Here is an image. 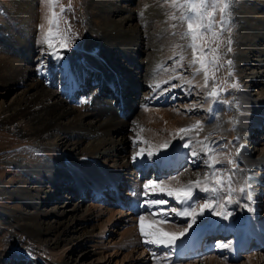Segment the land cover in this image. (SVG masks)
I'll return each mask as SVG.
<instances>
[{"label":"bare ground","instance_id":"bare-ground-1","mask_svg":"<svg viewBox=\"0 0 264 264\" xmlns=\"http://www.w3.org/2000/svg\"><path fill=\"white\" fill-rule=\"evenodd\" d=\"M31 9L32 0H18L14 12L19 17L20 22H22L27 20L28 16L31 14ZM105 11L112 12L114 15H119L117 12L119 13L121 10L112 7L105 9ZM132 16H122L121 19L114 22V24L112 19H104L101 23L102 25H100L104 31L103 38L109 36V38L114 37L115 39L116 35L121 36V33L125 34L121 41L117 44L116 42H113L115 45L110 47L116 50L115 52L112 50L111 54L114 60H116L120 52L118 49L119 43H133L136 35H140V31L137 27L136 29L130 27L129 22L133 19ZM250 20L253 21L251 22ZM246 21L249 22L247 25L248 27H251L249 29L253 32L259 33L260 31H264V14L251 15ZM127 23H129V25L124 27ZM175 39L181 40L182 45L178 48L179 50L183 49L184 44L181 37L177 35L175 36ZM243 40L247 44L245 50L241 52V55L239 54L242 59L251 53L252 55H256L261 52L262 49L254 47L253 37L245 35ZM173 42L174 41L171 39L166 40L164 43V49L172 46ZM18 43L20 46H23L25 42L20 39L18 40ZM113 43H111V45ZM86 55L87 57H84V59L88 63L93 61L92 56H89L88 54ZM119 57L121 59V56H118V59ZM126 57L132 60L131 55L127 54ZM164 57L166 58L167 54L164 53ZM21 59L23 62L24 59L27 60V58ZM120 62L122 65H126L124 60L121 59ZM244 62L241 64L238 63V71L241 73V84L245 86V90L251 85H254L257 88V93H255V97L230 98L232 100H230V107H232L228 110L229 115L228 112H225V103L223 102L222 104L223 100H220V102H210V100L206 98V88L201 87L204 84L203 74H196L188 79L192 81L195 87H190L185 84L190 89H186L187 97L184 98L188 100L191 98H204V100L200 99L199 103L194 100H192L194 102L189 101L191 107L187 105L186 107L175 109L176 105L172 106L170 104L179 98L172 93L176 90H174V88H171L170 91L163 94H160L158 91L155 93L156 97L151 98V101H146L145 104H141L140 101L137 102V100H135L138 89H140L141 86L132 88L131 84H129L130 86L127 88L126 84L121 82L118 83L119 86L117 85L113 90L114 92L110 91V93H108V90L105 91L109 94V100L95 98L96 100L91 102L93 108L85 109L90 112L87 111L86 113H81L77 112V109L74 108L67 109L59 95L40 86L38 81H31V72H28L29 69L27 67L23 68V66H18L11 59L0 57V82L3 86L5 83H19L20 81V84L23 86L21 92L16 94L8 104L0 109V126H12L14 130L22 135L24 134L25 128L24 125L21 124L26 123L32 127V135L37 137V142L35 143L43 145V148H39L40 151H35L34 154L31 155L32 159L36 160V165L34 167L37 169L36 172L40 173V176H42L41 179L36 180V182L33 178L22 179V184H20L21 189L25 188L27 190L26 186L30 185L32 192L27 193L23 192V190L19 191V199L22 202V205L28 209L32 208L35 212L24 213V215L21 214V219L19 217H14L12 219V215H0V261L6 259L5 255L7 254V251L5 248L8 246V243H13L12 241L5 239L8 236V233L12 231L17 237L25 242H32L31 246L33 247V251L31 253L35 250L39 251L40 259L34 258L39 260L40 264H154L151 253L155 252L157 255H163L165 250L141 243L138 217L144 215L148 221L159 219V217H154L150 215L147 210L140 208L138 206L140 202L137 201V199L141 201L142 197H137V195L141 192L142 185L149 180H169V178L162 177L171 172L176 173L180 167L184 165L183 156L185 155L183 152L185 149L177 147L172 153V156L169 157L168 161L160 164L153 165L147 161L132 163L131 167L134 171L128 169L129 163H125L121 166H118L114 162L111 163L113 160L111 156L106 158V162H101L99 161V158L94 155V151H99V149L103 147L106 151L107 149L109 150L108 154L111 153L116 156L117 153L124 152L129 143L125 136V130L128 129L127 126L126 128L123 126L126 119L122 120L120 116H126L128 113L132 114L136 110L135 108H139L140 106H142V108H140V113L137 115V122L139 121V123H143L145 120L149 118L151 119V117L156 121L158 118L162 119V124H156L155 127H153V131L148 133L152 138V142H149V146L153 147L158 146V144L160 145L167 140H172L174 133L178 128L188 127L195 124L193 123L194 119L188 116L189 114H196L199 111L202 113L203 110H207L205 121L208 122L210 117H212V125L203 126L202 123V130L196 129L191 133L194 141L195 139L202 140L205 136H209L211 141H216L217 147L222 143L221 147L223 148L218 150L220 152V159L228 157L234 159L236 162L237 158L234 152L236 147L233 148L232 144L237 138V132H242L244 129L254 134L264 132V119L260 118V115L264 113V80H262L264 79L262 78V75H264V65L260 63L257 64L256 67H258L259 70L254 73L256 75H253L252 71L248 77L246 76L244 65L250 63ZM92 65L93 64L90 63V65L88 64L84 66L79 77L75 76V74L70 75L72 76V78L70 77V80L73 81V84L68 92H74L76 86L80 87L83 84V81L87 80V78L89 79V70L97 72L95 67L92 69ZM191 68L194 71L193 67ZM119 69L121 70V67H119ZM167 73L168 71L166 70L162 71L153 82H160L162 88H168V84L162 83L163 81L169 80L170 76H168ZM107 74L108 73H106V77H102V79L98 72L97 74H94L93 86L97 85L101 88L107 87ZM94 77L97 78L94 79ZM81 78H83V80ZM97 79L99 81H97ZM173 80H177L180 85L183 79ZM173 80H171V82ZM112 93L113 95H111ZM123 98H127L129 102L127 101L128 103L126 102V104L123 105L121 110L122 115H118L117 111L112 106L113 100L116 102ZM101 102L104 104L101 105ZM160 103H162V105L168 104L167 106H170L169 108L171 109L164 108L162 112V109L155 108L158 104L160 105ZM196 104L198 105L195 106ZM209 108H211V111H209ZM186 109L194 110L186 111ZM239 110L244 111L245 114L239 113ZM218 112L224 115V118L222 117L221 119V121L223 120L222 122L215 119V115ZM92 113L95 115V121L85 122L84 118L91 115L93 116ZM70 115H72L71 118L69 117ZM260 119L262 121H260ZM15 121L17 122L16 125L13 124ZM258 121L261 123V127L258 126ZM163 122L164 127L162 128ZM252 125H254V127H252ZM61 128H64L67 131L58 132ZM118 128L124 130L120 142L110 144L106 142V140H103L105 134L109 135L111 131ZM160 128L162 130H160ZM72 129H76L77 131L78 129L85 130V134L98 131L99 133L97 134H99V136L97 135V139L94 141L84 143L81 142V140L84 139L80 138L85 134L76 132L72 136L70 131ZM197 133H199L198 136ZM50 136H52V140L49 142L47 139ZM241 136L242 139H245L244 135ZM263 138L261 137V139L257 140H264ZM174 142L181 143L179 140ZM243 143H245V140ZM143 144L144 143H142L141 147H144ZM194 147L199 148V145H195L194 143ZM9 153V155H6L8 158L13 156L12 152ZM243 154L244 153L242 152L241 156ZM261 157L264 159V145ZM262 161L263 160L260 161L259 158V160L250 161L251 163L246 162L245 160H240L236 163L238 165V170L234 177L237 181L235 186L239 187V184L243 182L244 177H242V175L245 168L246 170H249V167L256 168L258 169L257 174H261L263 177L264 164ZM173 162L176 163L175 167L171 166V164H174ZM149 165L150 168L148 167ZM63 167L72 171L80 180H82L84 185H81V190L77 191V193L80 192L81 195L83 193L81 202L86 200V196L90 197V202L84 210L78 213V215H70L68 221H65L66 223L64 224L62 221L59 222L57 218V221L55 220L51 224L50 222H41L39 218H41L40 216H42V213L40 214V212H38L40 204L43 206V204L58 202L64 194H68L69 196L71 195L70 193L77 188V186L72 185L69 178L64 175ZM221 167L222 165H217V168ZM137 169L139 171H137ZM32 171L35 172L34 169ZM206 171L210 170L203 167V170L201 171L202 173H200L198 178L203 179ZM137 174L139 177H136ZM176 176L179 177L178 181H170L171 185L174 187L186 184L189 180H196L194 177L193 179L188 176L186 178L182 175ZM53 178L59 183L57 186L49 184L48 181ZM261 180H264V178ZM70 188L71 191L69 192L68 189ZM258 189L262 191L264 187L261 186ZM251 190L253 191V186H251ZM41 193H43V195H41ZM77 193L75 192L73 196L71 195L72 198L77 197ZM202 194L203 193L199 194V200L202 199L203 203L204 197L201 196ZM253 197L254 200L252 205L254 206L255 211L252 213L233 206L235 216L232 220L235 223H233L231 227H225V225L229 223L228 221L219 220L217 217H209L204 224L185 240L183 245L171 257V260L174 261L173 264H260V261H262L261 264H264V253L262 254L261 252L264 249L241 255H235L234 253V240L238 237L237 235L243 231H250V229L257 231L264 241V212L261 210L262 212L259 213L260 207L264 208V205L260 204L263 197H260L259 195H253ZM245 202L246 201L243 200L241 201V203ZM198 203L200 202L198 201ZM45 213L47 214L48 212L45 211ZM46 214L43 216H46ZM10 219L16 223V226L13 225L12 227H8L9 225H7V221ZM212 221H216V223H212ZM74 222L82 224L90 223L91 229L89 231L83 230L78 234V232L72 228ZM70 223L71 225H69ZM159 226L168 231L179 232L186 227V224L177 219L175 222L173 221ZM145 227L148 228L149 225L146 224ZM19 230L21 232H19ZM229 231L233 232V236L231 237L227 235L224 237V234ZM76 232L78 234L77 236L73 235L74 237H71L70 239L63 238V236L68 233L74 234ZM208 232H212L214 235L209 239L206 238L207 240L199 246V234ZM45 234L52 235L53 239H48V241L41 239V236ZM218 241L223 243L231 241V247L229 249L218 248L216 247ZM77 242L91 243L93 250H74L71 244ZM193 248L196 250L193 251ZM78 251L79 255L77 253V256L74 257L75 253ZM180 253H183L182 257L178 256ZM78 256L79 258H77ZM241 258L245 259V261H242ZM7 263L8 262H5L4 260V264ZM21 264H27V262L22 260ZM160 264H163V262L160 261Z\"/></svg>","mask_w":264,"mask_h":264},{"label":"rangeland","instance_id":"rangeland-1","mask_svg":"<svg viewBox=\"0 0 264 264\" xmlns=\"http://www.w3.org/2000/svg\"><path fill=\"white\" fill-rule=\"evenodd\" d=\"M17 1L18 0H0V57L11 59L18 66H23V68L27 67L29 69L28 72H31V81L36 80L40 86L49 91H53L56 95H59L67 109L74 108L77 109V112L86 113L89 111H86V108H93L91 106V102L96 100L95 98L109 100L110 98L108 93L113 91L117 85L119 86L118 83L121 82H124L127 88L130 86L129 84H131L132 88L141 86L140 89H138V93L136 94L137 98L135 96L134 97L137 102L140 101L141 104H145L146 101L149 102L151 101V98L156 97L149 85L154 84V79L158 77L162 71H168L167 75L170 77L179 75L180 79L182 78L185 81L192 78L194 75V71L191 67H189L188 63L192 59V50L190 47H187L189 41L187 39H182L184 48L179 50L177 45H182L181 40L175 39V36H180V33L185 30V26L180 25L177 21H172L169 19V14L173 10L169 5L164 3V0H60V3L66 7V11L64 12L63 18L61 19L60 28L64 29L70 24L71 35L73 37V41L71 42L69 49L63 51L61 60H56L53 56L45 54L47 51L46 46H42L39 43L42 30H40L38 26L41 23H44L45 30L48 27L45 19L47 6L45 5L44 0H32L31 14L28 16L26 21L22 22H20L19 17L14 12ZM69 4H71L70 8L67 7ZM112 7L121 10L119 13L117 12L119 15H114L112 12L105 11V9ZM57 11H59V6H57ZM140 13H143V15ZM255 14H264V0H232L230 9V35L233 41V50L231 53H227L226 55H224L226 47L221 48L220 51L223 56L221 60L222 64L226 60H231L233 62L231 71L234 73V75L231 77L228 76L229 67L227 64H224L223 67H219L218 70L215 71L216 83L228 89L220 97V100H223L222 104L223 102L225 103V112H228L229 108L232 107H230V102L232 101L230 98H249V96L255 97V93H257V88L254 85H251L247 90L244 89L245 86L241 84L240 80L241 73L238 71V63L241 64L244 61V63H250L244 65L245 73L248 77L252 71V74L256 75L254 73L259 70V68L256 67L257 64L260 63L264 65V39H261L264 38V31H260L259 33L253 32L251 29H249L251 27H248L247 25L249 22L246 21L249 16ZM126 15H133V19L129 22L130 27L134 29L137 27L140 31V35H136L133 43H119L118 49L120 52L118 56H121V59L124 60L126 64L122 65L120 62V57L118 59L117 56L116 60L112 58V50L113 52L116 50L110 47L115 45L113 42H116L117 44L119 41H121L125 34L120 32L121 36L116 35L117 37L115 36V39L114 37L109 38V36L103 38L104 31L100 25H102L101 23L104 21V19H112L114 24V22L120 20L122 16ZM177 15H179V13H177ZM217 19H219L218 16ZM65 20L67 21V24L64 22ZM250 21L252 22L253 20ZM129 23L124 25V27H127ZM173 23H176L178 26L176 28H172L171 25ZM223 35L224 38L227 39L229 33L225 32ZM245 35L253 37L254 47H258L262 50L256 55H252L251 53L242 59L239 54L241 55V52L245 50V46L247 44L243 40ZM20 39L25 42L23 46H20L18 43V40ZM169 39L174 41L173 45L164 49V43ZM111 43L113 44L111 45ZM126 51H128L130 54ZM164 53L167 54L166 58L164 57ZM174 53H176V55H174ZM86 54L93 57V61H90V63L93 64L92 69L95 67L97 72L100 74L101 79L102 77H106L105 74L108 73V85L105 88L98 87L97 85L93 86V75L97 74V72L94 70H89V79L87 78V80L83 81V84L80 87L76 86L74 92L70 93L68 90H70V87L73 84V81L70 80V77L72 78L70 75L75 74V76L79 77L84 66L88 64L90 65V63L84 59V57H87ZM125 54L131 55L132 60L127 58ZM180 54L184 55L185 57L184 61H182V68L176 66L175 64V61L179 59ZM21 58H27V60L24 59L23 62ZM119 67H121V70ZM192 67L194 69L197 66ZM209 70L211 74V66H209ZM199 74H203V72H200ZM96 78L94 77V79ZM262 78H264V75H262ZM81 79L83 80V78ZM97 81L99 80L97 79ZM225 81H227V83H225ZM233 82H238L239 87L231 88L230 85ZM20 83L21 81L19 83L9 82L5 83L3 86V84L0 82V109L8 104L16 94L21 92L23 86ZM212 83V80H209V85L208 88H206V91L211 90ZM171 84L178 85L174 88V90H176L172 93L179 98L175 102L170 103L172 106L176 105L175 109H178L179 107H186L189 105V101H197V103H199L200 99L204 100V98H191L188 100L184 97H187L186 89L188 90L190 88H188L186 85H184L183 88L179 87L177 80H173ZM167 87H170V85H167ZM107 90L108 93L105 92ZM111 95H113V93ZM127 101V98H123L121 100L119 99L116 102L113 100L112 106L117 111L118 115H122L121 110ZM210 102H212V100H210ZM100 104L103 105L104 103L101 102ZM167 105H162V103H160V105L158 104L156 107H154L157 109H162L161 111L163 112L164 108L166 109L170 107ZM197 105L198 104L195 106ZM140 108H142V106L135 108L136 110L132 114L128 113L126 116H120L122 120L126 119L123 126L125 128L127 126L128 129L125 130V136L127 137L126 140L129 143L125 151L117 153L116 156L111 153L108 154L109 150L107 149L106 151V149L102 147L99 149V151H94V155L99 158V161L106 162V158L111 156L113 159L111 163L114 162L118 166L129 163L128 169L134 171V169L131 167L132 163L134 164L131 157L136 151H138L142 143L134 144L133 141L138 137H142L148 142L147 144H143V146L148 147L149 142H152V138L148 135V133L153 131V127H155L156 124H162L161 118H158L156 121L153 117H151V119L149 118L145 120L143 123H139V121L137 122V115L140 113ZM92 114L93 116L91 115L85 117L84 121H95V115L94 113ZM188 116L194 119L193 123L201 121L203 126L212 125V117H210L208 122L205 121L207 110H203L202 113L200 111L196 114L191 113ZM223 116L224 115L222 113L218 112L215 115V119L221 121ZM69 117L71 118L72 115ZM16 123L17 122L15 121L13 124L16 125ZM21 125H24L25 128L24 134L22 135L14 130L12 126H0V215H12V219L14 217H19L21 219V214L24 215V213L35 212L32 208H25L19 199V191L23 190V192L27 193L32 192L30 185L26 186L27 190L25 188L21 189L20 184H22V179L33 178L36 182V180L41 179L42 177L40 176V173L36 172L37 169L34 167L36 165V160L32 159L31 155H33L35 151H40L39 148H43V145H38L35 143L37 142V137L32 135V127L30 125L26 123H22ZM163 127L164 122L162 128ZM72 130H70L72 136L76 132L80 134L86 133V131L82 129H78V131L76 129ZM160 130L162 129L160 128ZM65 131L67 130L64 128L58 130V132ZM123 131L124 130L118 128L111 131L109 135L105 134L104 139H102L104 141L106 140V142L110 144H114V142H120L122 133H124ZM97 133L99 132L96 131L95 133L85 134L84 136L80 135L82 136L80 139H84L81 140V142L87 143L96 140L97 135L99 136ZM241 133V131L237 132V138L232 144L233 148L236 147L234 151L237 158L236 163H238L240 160L250 162L253 160H259L260 158V161L263 160L262 163L264 164V159L261 157L264 140H257L261 139V137H264V132L260 134H254L249 131L243 140ZM175 134L176 132L174 135ZM248 138L253 141L250 143ZM51 140L52 136L47 139L49 142ZM244 140L245 143H243ZM174 143L178 144L179 142ZM221 146L222 143L218 145V150L223 148ZM237 149H239L238 155ZM187 151L188 150L185 149L183 152L184 155L187 153ZM9 152H12L13 156L8 158L6 155H9ZM242 152L244 154L241 156ZM183 161L184 165H182L179 170L177 169L178 171L176 173L171 172L165 174V176L162 178H170L172 176L182 175L185 178L188 176L197 179L200 173H202L201 171L203 170V167H205L202 163H200L199 166L193 165L189 167L186 155L183 156ZM33 169L36 173L32 171ZM185 169L188 170L185 171ZM137 171L139 170L137 169ZM63 173L69 178L72 185L77 186L75 191L70 193L73 196L75 192L77 193V191L81 190V185L84 184L78 176L65 167H63ZM257 173L258 169L256 168L249 167V170H246L245 168L242 177H244V179L247 178L250 185L253 186V191L251 190L253 195H259L260 197H263L260 204L264 205V189L262 191L258 189L261 186L264 187V180H261L264 178V176L262 177L261 174ZM136 177H139L138 174ZM48 182L52 186H57V184H59L54 178L50 179ZM68 191L70 192L71 188L68 189ZM258 191H261V194H257ZM79 194L81 195V193L78 192L77 197L73 198L71 195L68 196V194H64V196L58 202L52 204H43V206L40 204L38 212H40V214L42 213V216H40L41 218H39L41 222H50L51 224L57 218L59 222L62 221L64 224L68 221L70 215H78V213L84 210L87 204L90 202L89 196H86V200L81 202L83 193L81 196ZM41 195H43V193H41ZM201 196L204 197L203 194ZM137 197L141 198V196L138 195ZM137 201L140 202L139 199H137ZM199 202L202 203V199L199 200ZM261 210L264 212V208L260 207L259 213L262 212ZM45 211L48 212L49 215L48 213L46 214ZM44 214H46V216H43ZM12 219L7 221V225H9L8 227H12L13 225L16 226V223H14ZM69 225H71V223ZM73 225V230L77 231L78 234L83 230L89 231L91 229L90 223L82 224L74 222ZM19 232L21 231L19 230ZM77 232L74 234L68 233L67 235L63 236V238L65 237L70 239L71 237L77 236ZM41 237V239L46 241H48V239H53V236L48 234H45ZM5 239L12 241L13 243H8V246H6V259H2L0 264H4V260L5 262H8L7 264H21L22 260L27 262V264H40L39 260L35 259H40L39 251L35 250L33 253H31L33 251V247L31 246L32 242H25L24 240L17 237V235H15L12 231L8 233V236ZM71 245L74 250H93L91 243L77 242ZM261 252L263 254L264 250ZM77 253L79 255V251L75 253L74 257L77 256ZM77 258H79V256ZM241 260L245 261V259L242 258ZM162 262L163 264H166L165 261ZM261 262L262 261H260V264Z\"/></svg>","mask_w":264,"mask_h":264},{"label":"snow or ice","instance_id":"snow-or-ice-1","mask_svg":"<svg viewBox=\"0 0 264 264\" xmlns=\"http://www.w3.org/2000/svg\"><path fill=\"white\" fill-rule=\"evenodd\" d=\"M231 2L232 0H164V3L173 10L169 14V19L185 26L180 37L189 41L187 47L192 50V59L188 62L189 67L197 66L194 68V75L203 72L204 84L201 86L202 88H208L209 80H212L211 90L207 91L205 95L207 99L217 102H220L221 95L228 89L216 83L215 71L227 64L229 67L228 76L234 75L231 71L233 62L226 60L222 64L223 56L220 51L221 48L226 47L224 53L226 55L233 50V41L230 35ZM44 3L47 6L45 19L48 27L45 30L44 23L38 26L42 30L39 43L46 46L45 54L53 56L56 60H61L63 51L68 50L73 41L70 24L64 29L60 28L66 7L60 3V0H44ZM57 6H59V11H57ZM67 7L70 8L71 4ZM140 14L143 15V13ZM64 22L67 24L66 20ZM177 26L176 23L171 25L172 28ZM225 32L229 33L227 39L223 35ZM184 59V55L180 54L179 59L175 61L176 66L182 68ZM209 66L212 69L211 74ZM173 79H180V77L177 75L163 81V84L170 85L168 88H162L160 82L151 84L149 87L153 94L158 91L163 94L178 86L171 84ZM185 84L195 87L191 80H182L179 87L183 88ZM230 87L238 88L239 84L233 82ZM192 110L194 109H186V111ZM196 129L202 130L201 121L188 127L178 128L172 140H167L157 147H140L131 157L134 163L147 161L156 165L167 162L175 149L179 147L188 150L185 155L189 167L199 166L202 163L206 169L210 170L204 173L203 179L189 180L179 187H174L170 183L171 180L178 181V176H172L169 180L153 179L142 185L141 192L138 193L142 199L138 206L159 219L148 221L144 215L138 217L141 243L165 250L163 255L151 253L154 264H160V261L172 264L171 257L209 217L228 221L229 223L225 227H231L235 223L232 220L235 216L233 206L249 213L255 211L252 205L254 197L249 180L245 178L239 187L235 186L237 181L234 177L238 170L235 160L228 157L220 159L216 141H211L209 136L194 141L191 133ZM198 135L199 133H197ZM176 140L181 143L175 144ZM133 143L147 144L148 142L142 137H138ZM194 143L199 145V148L194 147ZM238 153L239 149H237V155ZM217 165H222V167L217 168ZM187 170L185 169V171ZM200 193L204 195L203 203H198ZM242 200L246 202L241 203ZM177 219L186 224V227L179 232L168 231L159 226ZM212 223H216V221H212ZM146 224L149 225L148 228L145 227ZM216 247L229 249L231 241L227 243L218 241Z\"/></svg>","mask_w":264,"mask_h":264}]
</instances>
